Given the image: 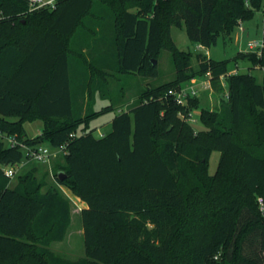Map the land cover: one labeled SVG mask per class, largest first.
I'll use <instances>...</instances> for the list:
<instances>
[{
    "label": "trees",
    "instance_id": "obj_1",
    "mask_svg": "<svg viewBox=\"0 0 264 264\" xmlns=\"http://www.w3.org/2000/svg\"><path fill=\"white\" fill-rule=\"evenodd\" d=\"M116 1L121 7L110 6ZM263 9L264 0H57L53 10L29 11V0H0V132L28 146H65L54 179L85 203V256L64 258L51 246L66 239L69 200L44 191L35 170L12 184L4 169L26 155L0 139V264H264V81L228 73L239 61L264 73V47L232 60L198 53L194 68L171 35L184 26L210 48ZM163 50L175 79L141 91L97 137L89 120L114 108H94V93L109 95L107 72L155 78ZM207 74L219 108L167 96ZM199 108L205 129L194 132L180 113ZM34 121L44 127L32 138L25 124Z\"/></svg>",
    "mask_w": 264,
    "mask_h": 264
},
{
    "label": "rangeland",
    "instance_id": "obj_2",
    "mask_svg": "<svg viewBox=\"0 0 264 264\" xmlns=\"http://www.w3.org/2000/svg\"><path fill=\"white\" fill-rule=\"evenodd\" d=\"M109 4L110 6L121 7L117 1ZM4 19L5 18H2L0 15V22ZM242 26L245 28V31H241L239 25H237L230 37H220L217 44L210 48H202L199 47V45L194 44L189 39L184 26L181 28L172 27L171 35L179 50L191 52L192 65L194 68H197L198 60L196 55L198 53L205 54L209 58L215 60H232L239 53L250 52L248 49V43L257 41L260 42L264 39V15L262 11H256L251 19L242 21ZM157 65L158 76L155 78H147L138 74L107 72L108 78L106 79V82L107 94H109L107 97L108 99H103L100 92L94 93V108L95 110H99L101 109V106L104 107L110 104H112L114 108L107 110L89 120L90 128L96 129L95 135L97 137L100 136V133H107L112 129L111 122L117 114H119L122 110H129L133 105L140 101L139 94L141 91H144L151 86L168 83L175 79L176 66H174L172 55L168 50L162 51L157 61ZM230 66L233 68L236 64L231 62ZM237 66L239 73H252L256 77L258 83H263L264 73L260 68H248L251 66L248 61H239ZM221 82L225 84V79ZM122 91L126 93L123 98L120 97ZM227 91L228 88L225 84L222 96H225ZM198 97L201 99V107L210 109L219 108L218 104L220 103L221 95L216 92L214 86L213 88L209 87L207 89H201ZM89 99H92L90 94ZM200 111L201 108L194 110L193 112V118L196 119V121L192 123L191 126L194 132L205 129L199 119L201 116ZM42 127L43 124L41 121L27 122L25 124L27 133L32 137L38 135L42 130ZM50 147L52 148L53 156L49 162L44 164H26V166L20 169L17 172V175L12 179V184L17 182L18 176L25 174V172L29 170H35L38 180H44L46 184V187L43 188L44 191L48 188H55L69 200L72 211L71 226L68 230L66 239L60 243H53L51 248L62 257L74 260L85 256V239L83 238L82 220L80 216L85 203L81 201L71 190L58 185L55 181L54 174L62 171L61 166L64 163V155L59 153L57 148H53L52 146ZM219 160L220 153L214 151L209 163V173L211 175L216 172Z\"/></svg>",
    "mask_w": 264,
    "mask_h": 264
},
{
    "label": "built area",
    "instance_id": "obj_3",
    "mask_svg": "<svg viewBox=\"0 0 264 264\" xmlns=\"http://www.w3.org/2000/svg\"><path fill=\"white\" fill-rule=\"evenodd\" d=\"M57 0H29V11H37L43 8H51L52 10L56 8ZM264 13V9L262 11ZM240 30H244L242 22H239ZM264 47V39L262 41L250 42L248 43V49L250 52H257L260 54L262 48ZM222 80L224 78H221ZM225 85V84H223ZM212 87V81L210 75L203 77L192 78L189 82L182 85L180 88L170 89L167 92V96L175 98L174 100L180 106H187L190 99L198 97L201 89H207ZM193 112L191 111L188 115L183 112L180 113V116L186 120L188 123L192 124L196 121L193 118ZM105 133H100L99 137H103ZM0 139H2L9 147H20L26 155V160L18 166H8L4 169L5 176L13 179L17 172L24 168L28 163H38L44 164L50 161L53 156L52 148L48 145H37V146H28L23 142H20L16 139L15 136H9L0 132ZM59 153L65 154V146L63 148H57ZM261 210H264V201L262 198L258 200Z\"/></svg>",
    "mask_w": 264,
    "mask_h": 264
},
{
    "label": "crops",
    "instance_id": "obj_4",
    "mask_svg": "<svg viewBox=\"0 0 264 264\" xmlns=\"http://www.w3.org/2000/svg\"><path fill=\"white\" fill-rule=\"evenodd\" d=\"M244 28V27H243ZM242 31H245V28H244V30H242ZM199 47H201V46H199ZM203 48V47H202ZM231 65V64H230ZM229 65V71H228V73L229 74H234V73H239V71L237 70V65L235 66V67H233V68H231V66ZM248 68H250L251 69V66H249ZM224 80V79H223ZM223 80H221V81H223ZM201 101V100H200ZM202 104V103H201ZM219 105V104H218ZM108 106V105H107ZM104 107H106V106H104ZM103 106H101V109H99V110H97L96 109V111L98 112V111H100V110H102L103 108H104ZM215 107H217V106H215ZM127 109H125V111H126ZM43 124V123H42ZM44 127V126H43ZM43 127H42V129H43ZM41 132H42V130L40 131V133L38 134V135H40L41 134ZM28 134V133H27ZM38 135H36V136H38ZM28 136H30L29 134H28ZM36 136H33V137H36ZM30 137H32V136H30ZM32 137V138H33Z\"/></svg>",
    "mask_w": 264,
    "mask_h": 264
},
{
    "label": "water",
    "instance_id": "obj_5",
    "mask_svg": "<svg viewBox=\"0 0 264 264\" xmlns=\"http://www.w3.org/2000/svg\"><path fill=\"white\" fill-rule=\"evenodd\" d=\"M156 64H157V61L154 60V65H156ZM65 178H66V175H65V174H63V173H60V174H59V179H60L61 181H63Z\"/></svg>",
    "mask_w": 264,
    "mask_h": 264
}]
</instances>
